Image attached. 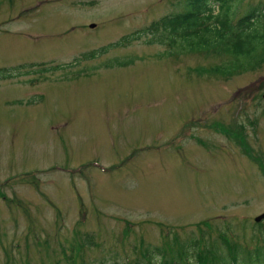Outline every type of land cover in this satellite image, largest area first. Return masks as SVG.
<instances>
[{"label": "rangeland", "instance_id": "1", "mask_svg": "<svg viewBox=\"0 0 264 264\" xmlns=\"http://www.w3.org/2000/svg\"><path fill=\"white\" fill-rule=\"evenodd\" d=\"M183 4L0 0V264L169 261L201 236L219 254V233L255 247L264 62L225 79L147 43Z\"/></svg>", "mask_w": 264, "mask_h": 264}, {"label": "trees", "instance_id": "2", "mask_svg": "<svg viewBox=\"0 0 264 264\" xmlns=\"http://www.w3.org/2000/svg\"><path fill=\"white\" fill-rule=\"evenodd\" d=\"M236 1L184 0L182 11L162 16L141 32L148 34L147 43L166 44L171 50L169 54L202 53L217 58L218 61L211 65L196 67L193 71L226 79L253 70L264 62V2L249 7L233 22L232 7ZM212 3L217 4L216 11L210 7ZM139 34L137 32L136 36ZM218 130L230 132L233 137L239 135L220 125ZM219 239L227 249V256L217 255L207 243L199 249L193 244L190 245L193 264H264V249L259 248L264 240L261 234L254 238L255 247L250 249L230 244L221 235Z\"/></svg>", "mask_w": 264, "mask_h": 264}, {"label": "water", "instance_id": "3", "mask_svg": "<svg viewBox=\"0 0 264 264\" xmlns=\"http://www.w3.org/2000/svg\"><path fill=\"white\" fill-rule=\"evenodd\" d=\"M262 97H264V94L262 95ZM262 217H264V213L260 214L259 216H256L254 219L255 221H258Z\"/></svg>", "mask_w": 264, "mask_h": 264}]
</instances>
